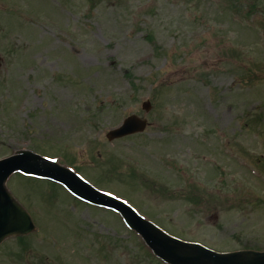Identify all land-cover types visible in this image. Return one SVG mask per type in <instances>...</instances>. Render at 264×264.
Segmentation results:
<instances>
[{
  "label": "rangeland",
  "instance_id": "obj_1",
  "mask_svg": "<svg viewBox=\"0 0 264 264\" xmlns=\"http://www.w3.org/2000/svg\"><path fill=\"white\" fill-rule=\"evenodd\" d=\"M131 113L146 129L108 141ZM19 149L183 241L264 251V0H0V158ZM6 185L35 229L0 264H166L56 182Z\"/></svg>",
  "mask_w": 264,
  "mask_h": 264
},
{
  "label": "water",
  "instance_id": "obj_2",
  "mask_svg": "<svg viewBox=\"0 0 264 264\" xmlns=\"http://www.w3.org/2000/svg\"><path fill=\"white\" fill-rule=\"evenodd\" d=\"M150 107L149 100L141 103V108L145 111ZM145 127L146 120L132 114L119 126L110 129L106 137L112 140L142 132ZM16 171L58 181L75 196L118 212L126 225L143 239L153 254L168 264H264V251L218 253L198 243L184 242L172 237L141 217L122 200L97 190L67 167L30 150H17L14 154L0 159V243L7 237L25 235L34 229L30 215L5 184L8 177Z\"/></svg>",
  "mask_w": 264,
  "mask_h": 264
},
{
  "label": "trees",
  "instance_id": "obj_3",
  "mask_svg": "<svg viewBox=\"0 0 264 264\" xmlns=\"http://www.w3.org/2000/svg\"><path fill=\"white\" fill-rule=\"evenodd\" d=\"M71 161H72V160H71ZM71 161H70V162H71ZM77 168H78V167H76V169H77Z\"/></svg>",
  "mask_w": 264,
  "mask_h": 264
}]
</instances>
